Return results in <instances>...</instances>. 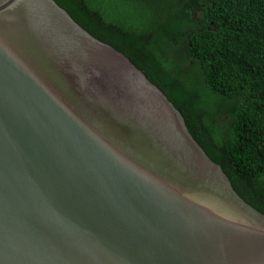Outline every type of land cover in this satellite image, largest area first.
<instances>
[{
  "label": "water",
  "instance_id": "water-1",
  "mask_svg": "<svg viewBox=\"0 0 264 264\" xmlns=\"http://www.w3.org/2000/svg\"><path fill=\"white\" fill-rule=\"evenodd\" d=\"M0 264H264V214L55 0H0Z\"/></svg>",
  "mask_w": 264,
  "mask_h": 264
},
{
  "label": "trees",
  "instance_id": "trees-1",
  "mask_svg": "<svg viewBox=\"0 0 264 264\" xmlns=\"http://www.w3.org/2000/svg\"><path fill=\"white\" fill-rule=\"evenodd\" d=\"M55 1L167 95L264 214V0Z\"/></svg>",
  "mask_w": 264,
  "mask_h": 264
}]
</instances>
